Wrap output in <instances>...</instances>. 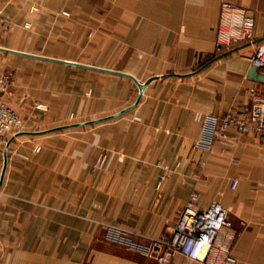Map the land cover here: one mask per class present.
I'll return each instance as SVG.
<instances>
[{
  "label": "crops",
  "instance_id": "0c3cea01",
  "mask_svg": "<svg viewBox=\"0 0 264 264\" xmlns=\"http://www.w3.org/2000/svg\"><path fill=\"white\" fill-rule=\"evenodd\" d=\"M225 1L254 11L263 42L264 0H0L2 98L22 121L0 142V264H158L105 228L169 235L192 192L227 208L236 264H264V145L229 128L196 146L203 115L240 110L259 84L256 44L216 50Z\"/></svg>",
  "mask_w": 264,
  "mask_h": 264
},
{
  "label": "built area",
  "instance_id": "2783aa9c",
  "mask_svg": "<svg viewBox=\"0 0 264 264\" xmlns=\"http://www.w3.org/2000/svg\"><path fill=\"white\" fill-rule=\"evenodd\" d=\"M253 28V10L223 2L217 26L216 50L238 43L256 44L250 64L257 70H264V41L257 43ZM11 85V74H0V142L5 145L8 137L22 128L20 117L2 98L10 94ZM35 107L41 110L46 108L38 102H35ZM201 123L202 134L196 144L199 148L210 150L215 141L228 134L229 128L237 134L251 135L264 145V90L261 84L249 88L247 102L240 110H228L220 117L203 115ZM103 162L104 156L92 165V169L101 168ZM237 183L238 179H233L230 188H235ZM197 200V193L192 192L183 204L169 235H160L146 244H136L118 228L107 226L105 238L152 256L158 264L166 263L175 253L201 264H236L234 241L237 231L231 227L227 208L219 203L199 208L196 206Z\"/></svg>",
  "mask_w": 264,
  "mask_h": 264
},
{
  "label": "water",
  "instance_id": "95a60500",
  "mask_svg": "<svg viewBox=\"0 0 264 264\" xmlns=\"http://www.w3.org/2000/svg\"><path fill=\"white\" fill-rule=\"evenodd\" d=\"M248 79L251 80V81H254V82H257V83H261V84H264V75H261L257 72V69L254 67V66H251L249 71H248V75H247ZM135 81V80H134ZM136 82V86L138 87V91H139V94H141L143 88H144V85H141L139 84L137 81ZM9 141L8 143L6 144V148L5 150H7L8 148V145H9ZM4 170H5V163H4V166L2 168V172H1V177H0V182L2 180V177H3V173H4Z\"/></svg>",
  "mask_w": 264,
  "mask_h": 264
}]
</instances>
